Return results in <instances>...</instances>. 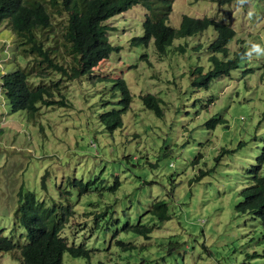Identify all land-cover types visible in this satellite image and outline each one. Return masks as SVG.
Returning a JSON list of instances; mask_svg holds the SVG:
<instances>
[{"label": "rangeland", "instance_id": "1", "mask_svg": "<svg viewBox=\"0 0 264 264\" xmlns=\"http://www.w3.org/2000/svg\"><path fill=\"white\" fill-rule=\"evenodd\" d=\"M144 12L135 4L108 18V39L118 50L91 74L69 80L17 51L16 35L0 24V76L33 67L29 80L58 82L53 97L62 93L67 102L40 104L28 118L24 110L11 111L0 88V228L13 238L25 232L13 214L23 183L48 203L72 205L60 232L68 244H82L89 259L65 251L62 264H264V226L251 212L235 210L264 148V53L251 50L253 44L264 48V0H173L169 22L175 27L186 13L235 29L227 46L237 67L204 87L191 84V70L209 68L213 27L175 37L159 54L152 39L147 46L130 44L143 32ZM52 18L41 36L47 32L73 65L63 46L64 17ZM117 77L125 79L131 101L122 125L108 131L99 114L118 107ZM147 92L160 97L163 116L143 104L140 95ZM211 116L224 120L209 128ZM75 179L87 191L79 193ZM160 199L168 219L149 211ZM137 224L151 229L148 237L130 227ZM11 252L18 251H0V264H19Z\"/></svg>", "mask_w": 264, "mask_h": 264}, {"label": "trees", "instance_id": "2", "mask_svg": "<svg viewBox=\"0 0 264 264\" xmlns=\"http://www.w3.org/2000/svg\"><path fill=\"white\" fill-rule=\"evenodd\" d=\"M172 3L173 0H0V24L6 23L10 31L16 35L14 47L17 51L26 56L35 55L40 64L44 62L46 67L60 72L69 80L91 74L99 61L108 57L113 50H118L119 46L112 44L108 39L111 27L107 19L132 5L140 4L145 9L142 20L143 32L131 38L132 45L147 46L152 39L155 48L162 54L175 37L189 36L209 26L215 30L214 38L207 45L210 66L204 70L202 65H196L191 70L193 86H207L212 79L237 67V57L229 56L227 46L228 41L235 35V29L230 24L207 15L192 16L183 13L175 27L169 22ZM54 15L64 17L63 46L72 56L73 65L64 61L63 54L58 53L57 44L51 45L47 32L44 37L41 36L44 30L53 27ZM178 49L184 52L185 47L178 45ZM242 50L241 47L238 53ZM32 70L33 67L27 69L18 67L1 74L0 88L11 111L24 110L28 118H35L39 113L40 104L67 105L62 93H59L58 99L53 97V89L60 92L59 83H54L52 87L44 81L32 83L29 80ZM262 73L264 74V69ZM115 88L120 93L118 107H112L99 114L100 122L108 131L122 125V114L131 101V93L123 77L115 78ZM140 97L147 108L157 116H163L160 97L150 92L141 94ZM223 120L222 117L211 116L205 124L213 128L216 123ZM220 155L221 153L216 159ZM263 161L264 148L256 164L248 169L250 182L240 191L241 200L235 205V210L251 212L264 226V175L259 173ZM205 172L200 171L199 176ZM47 174L48 170L41 176L42 189L47 188ZM74 183L79 185V193L87 191V184L77 179ZM17 193V205L13 210L16 216L14 220L25 228V232L20 233L18 238H13V235H5L0 228V251L17 250V253L11 254L18 259L19 264H62L65 251L72 256L89 259V252L82 244H68L61 235V229L68 222L69 216L73 215L69 202L57 205L51 200L48 203L34 189H25L23 183L19 185ZM149 211L161 220L170 217L164 199L154 201ZM130 227L135 231L144 232L146 237L151 231L149 227L139 224Z\"/></svg>", "mask_w": 264, "mask_h": 264}, {"label": "clouds", "instance_id": "3", "mask_svg": "<svg viewBox=\"0 0 264 264\" xmlns=\"http://www.w3.org/2000/svg\"><path fill=\"white\" fill-rule=\"evenodd\" d=\"M125 11V10H124ZM124 11H122V12H124ZM122 12H120V13H122ZM115 15V14H114ZM113 15V16H114ZM203 16V15H202ZM208 16V15H207ZM112 17V16H111ZM110 18V17H109ZM144 19V18H143ZM108 22V21H107ZM240 49V48H239ZM251 50H257V51H259V52H261V53H264V48H262L260 45H258V44H253L252 45V48H251ZM261 56V55H260Z\"/></svg>", "mask_w": 264, "mask_h": 264}]
</instances>
